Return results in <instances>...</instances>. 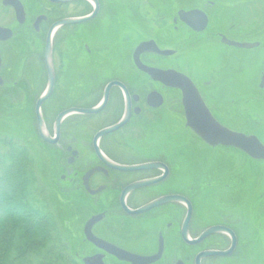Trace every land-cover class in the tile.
Listing matches in <instances>:
<instances>
[{
	"label": "flooded vegetation",
	"instance_id": "af4514ba",
	"mask_svg": "<svg viewBox=\"0 0 264 264\" xmlns=\"http://www.w3.org/2000/svg\"><path fill=\"white\" fill-rule=\"evenodd\" d=\"M190 52L202 82L174 66ZM68 61L85 68L67 74L72 84L56 94ZM136 62L186 77L212 119L255 138L261 158L204 142L187 126L182 92ZM0 89L31 115L73 207L61 264H264V141L234 119L264 107V0H0ZM175 120L178 136L169 131ZM182 132L229 155L187 179L186 147L175 139ZM214 188L229 194L217 201L204 192ZM209 195L215 201L199 202Z\"/></svg>",
	"mask_w": 264,
	"mask_h": 264
},
{
	"label": "rangeland",
	"instance_id": "374dc122",
	"mask_svg": "<svg viewBox=\"0 0 264 264\" xmlns=\"http://www.w3.org/2000/svg\"><path fill=\"white\" fill-rule=\"evenodd\" d=\"M29 7V6H28ZM34 7V4H30V10ZM29 9V8H28ZM194 53L190 52L187 53V55L184 56L182 59V62H178L175 67L183 70L188 76L192 78V80L196 83L202 82L203 79H201L199 72L197 69H195L194 65L190 63L194 59ZM252 58V57H251ZM108 59V58H106ZM74 62H67L65 64L64 70L62 67V76L60 77L59 82V88L56 90V94H58L61 89H64V92L68 90V86L72 83L70 81H67L66 75L70 74L71 76L77 75V70H82L80 68L82 67H74ZM162 64V63H161ZM8 67V66H6ZM11 69V67H10ZM9 69V70H10ZM90 73L89 76L94 75V71H91L92 67H89ZM256 67H252L250 70L252 71L251 74L254 73ZM7 72H10V71ZM57 70H60L61 74V68L58 67ZM104 69L102 75L97 76L95 80L98 78L99 80H102L103 78H106V72ZM34 76H39V71L37 68L33 65V62H29V65L26 67V81H28L31 84L36 85V78ZM75 79V77L73 78ZM32 80V81H29ZM74 89L78 90L81 89V85H83L81 82H76V80H73ZM92 85L97 86L99 82H93L90 83ZM34 85V86H35ZM80 85V86H79ZM91 89V87H90ZM54 94V95H56ZM167 97L172 100L175 97L174 92H166ZM257 107H252L251 109H255L253 114H247L243 112L242 114L236 113L234 116L235 123L239 122L240 125L235 124V128H241L243 130H247L248 132L256 131L257 135L260 137L261 140L264 141V136L262 135V131L259 127H263L264 125V107H260L258 105H253ZM19 108V101L15 100L11 96L5 97V90L0 89V138H8L13 140L15 143L22 144L24 148L28 150L31 157H34L35 163L34 166V172L36 173L37 177V187L43 190V199L41 201L43 205V209L50 212L54 219L57 222L58 231L60 230V236H61V246H63L65 249L72 246V242H68V238L70 235V209H73L71 207L70 202L67 199V195H64L60 192V190L56 187V179L54 178L53 170H52V161L51 159H47V155L43 152V146L41 145V142L39 139L37 140L35 138V132L32 125L31 115L25 114L21 116V114L17 111ZM259 108V110H257ZM261 108V109H260ZM14 113H11L13 112ZM172 119V118H171ZM246 120L247 123H243V121ZM96 122V121H95ZM175 123V127L172 125L170 127V134L174 136H178L181 129V125L179 124L178 120H175L173 124ZM93 124V123H92ZM244 125H246L244 127ZM153 128V127H151ZM93 130V129H91ZM246 131V132H247ZM93 132V131H92ZM245 132V131H244ZM151 136V134H150ZM38 138V137H37ZM152 138V136L150 137ZM156 138V137H154ZM167 138H170V141L167 143H173V136H168ZM180 138V140L177 141L178 144H182L186 147L185 149V156H186V163H185V172L183 173L185 176H187V179H191L194 174L197 171L205 172L208 169L212 170L215 166V163L217 162L216 159H220L221 157H224L226 155H229L228 151H223L219 156L217 157L216 154L213 151L205 150L203 146L197 141V139L193 136V134L189 132H182L179 137H175V139ZM43 147V148H42ZM3 148H0V152H3ZM45 150V149H44ZM50 153H52V149H49ZM47 151V150H46ZM232 157H230V160ZM204 161L200 164V161ZM235 160V164L238 162ZM233 162V161H232ZM234 164V162H233ZM239 164L242 166V164L239 162ZM250 170H256L255 166L251 164ZM194 172V173H193ZM192 181H190L191 183ZM204 192H213L212 195L215 196V199L217 201H222L220 198L221 196H225L229 194V191L222 190L221 188H214V189H206ZM231 193V192H230ZM211 194V193H210ZM205 195V194H203ZM209 196H202L199 200V202H211L215 201L214 198H210V200H207ZM69 223V224H67ZM63 250V249H62ZM35 264V263H34ZM57 264H61L58 262Z\"/></svg>",
	"mask_w": 264,
	"mask_h": 264
},
{
	"label": "trees",
	"instance_id": "16d2710c",
	"mask_svg": "<svg viewBox=\"0 0 264 264\" xmlns=\"http://www.w3.org/2000/svg\"><path fill=\"white\" fill-rule=\"evenodd\" d=\"M0 148V264H57L60 231L43 209L34 157L8 138H0Z\"/></svg>",
	"mask_w": 264,
	"mask_h": 264
},
{
	"label": "water",
	"instance_id": "95a60500",
	"mask_svg": "<svg viewBox=\"0 0 264 264\" xmlns=\"http://www.w3.org/2000/svg\"><path fill=\"white\" fill-rule=\"evenodd\" d=\"M141 51L142 48L136 52V55ZM136 65L139 67V69L149 75L152 80L157 81L167 87L176 88L182 92L187 126L204 142L211 146L224 145L235 147L241 149L252 157H255L257 159L261 158L263 148L255 138H248L243 135L230 132L219 126L212 119L208 111L205 109L204 105L201 103L196 89L186 77L174 71H160L157 69L146 68L139 62H136ZM50 87H52V80H50ZM49 91L50 88L48 92ZM45 98L46 96L39 100L38 105ZM93 112L94 111H91V113ZM63 116L64 115H61L59 119H61ZM37 118L40 123L39 114H37ZM117 128L118 127L102 131L97 135L96 138L113 132ZM39 134L42 138L46 139L41 127L39 129ZM114 167L120 170H124V168H120L118 166Z\"/></svg>",
	"mask_w": 264,
	"mask_h": 264
}]
</instances>
